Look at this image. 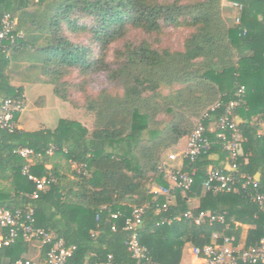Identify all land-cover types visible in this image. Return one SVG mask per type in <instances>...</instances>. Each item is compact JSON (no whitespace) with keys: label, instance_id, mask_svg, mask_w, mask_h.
<instances>
[{"label":"trees","instance_id":"16d2710c","mask_svg":"<svg viewBox=\"0 0 264 264\" xmlns=\"http://www.w3.org/2000/svg\"><path fill=\"white\" fill-rule=\"evenodd\" d=\"M222 1L237 6L232 21L222 14ZM6 13L16 19L15 38L0 52V95H23L21 85L10 83V70L19 64L14 58L28 52L36 63L24 66V73L38 66L40 81L51 84L55 99L93 114L95 125L89 132L78 120L62 117L53 128H0V206L32 208L36 227L74 246L65 264H96L107 254L114 264H137L124 244L125 220L134 206H144L138 239L158 264H180L186 243L202 246L214 231L239 241L247 225L245 245L259 240L264 203L242 189L213 192L204 183L210 166L227 171L225 163L235 162L236 178L250 175L264 187V0H0V22ZM81 16L89 22L79 23ZM165 26L189 29L181 48L160 45ZM129 28L146 37L124 43L111 70L103 52ZM65 29L88 32L90 41H74ZM99 70L120 80L123 92L103 91L75 103L69 89L78 83L67 75ZM238 99L230 117L239 118L242 154L233 160L217 126L227 103ZM22 112L14 117L19 125ZM198 121L207 147L191 163L193 182L182 191L165 177L163 156L186 141ZM230 134L227 130L225 138ZM18 147L32 149L30 163L15 152ZM59 159L67 167L75 164L72 177L61 171ZM188 164L185 159L181 169ZM29 175L45 178L43 188ZM159 187L168 194L154 190ZM191 197L198 198L196 207H189ZM164 203L167 208L157 210ZM186 210L224 213L225 222L195 224L183 216ZM48 247L41 244L42 256ZM26 250V238L18 232L0 247V256L12 262Z\"/></svg>","mask_w":264,"mask_h":264},{"label":"built area","instance_id":"2783aa9c","mask_svg":"<svg viewBox=\"0 0 264 264\" xmlns=\"http://www.w3.org/2000/svg\"><path fill=\"white\" fill-rule=\"evenodd\" d=\"M16 19L6 13L0 22V52H6L7 44L14 41L15 35L13 28ZM243 88L238 90L241 93ZM240 99L231 100L225 106L224 113L220 116L217 126V135L225 139L224 148L230 151V158L235 159L238 155L236 147L239 146L241 139L240 132L237 130L236 121L231 118V110L238 105ZM218 103L215 105L217 106ZM25 108L24 96L19 97H3L0 95V128L11 131L14 127H20L14 119L16 114H20ZM263 123V122H262ZM227 130H231L228 138H225ZM204 126L198 121L189 135L186 136V144L180 151L168 153L169 164L162 162L165 177L169 183L182 191L189 189L193 182V176L196 168L191 165L195 161L197 155L202 149L207 147V140L204 136ZM15 152L23 157L28 163L32 160V149L28 147H18ZM189 160L186 169L182 170L184 160ZM177 163V164H175ZM236 168L235 162L229 163L227 171L219 168L209 167L207 179L204 183L206 190L213 192L222 191H239L242 189L250 198L259 205L264 203V187L258 183V180L250 175L241 174L236 178L233 174ZM24 171H28V165L23 167ZM37 189H42L45 184V178L36 179ZM160 193L168 194L167 188L159 187L156 189ZM36 194H34L35 196ZM167 204L164 203L157 210H164ZM144 206H134L131 216L125 220L124 229L128 231L124 244L129 251L131 257L136 259L137 264H158L152 259L147 248L140 244L138 239L139 227L142 223V215ZM116 217V214H112ZM183 216L195 224L207 221L208 223L223 224L225 222L224 213H212L209 211H200L193 214L190 210H186ZM169 221V218H164ZM0 227L7 229L5 234L0 233V247L9 245L18 232H21L26 239L36 238L40 244H48L49 247L45 253L42 263H36L27 257L18 258L7 264H65L67 258L72 254L74 246H67L62 238H55L50 232L35 226L33 209L28 207L25 209H10L0 206ZM112 229H115L112 226ZM192 254L197 259L198 264H264V227L263 234L259 240L253 244L245 245L244 241H236L233 235L224 234L222 231H214L211 234V241L202 246H193ZM96 264H114L112 254H107L102 261Z\"/></svg>","mask_w":264,"mask_h":264},{"label":"rangeland","instance_id":"374dc122","mask_svg":"<svg viewBox=\"0 0 264 264\" xmlns=\"http://www.w3.org/2000/svg\"><path fill=\"white\" fill-rule=\"evenodd\" d=\"M221 7L224 17L227 18V20L232 21L236 14L235 11L237 9V6L233 3L222 1ZM78 22H89V20L87 16H81ZM188 32L189 29L183 26H165L159 43L160 45H165L172 49H179L182 47L183 39L188 34ZM65 33L74 41L80 43H88L90 41L88 32H78L74 34L65 29ZM145 37L146 34L143 33L140 29L129 28L122 39L111 43L103 52L104 62L107 64L109 69L112 70L113 68H115L120 61V58L117 57V51L123 47L124 43H134L139 39ZM98 54L99 50L95 48L94 55L98 56ZM30 58L32 57L28 52L17 55V57L14 58L13 62L19 64H12L10 70L13 82L17 86L21 85L23 89L22 94L24 96L25 108L22 112V115L20 116V121L26 126L25 129H30L32 127L46 128L45 126L53 128L56 125L59 117H66L78 120L88 129L89 132H91L95 125L93 114L80 109L72 108L68 104L58 102L53 94L51 84L40 81L38 66H34V68L32 69L30 68L29 74L24 73V66L27 67L28 65L36 63L34 59ZM21 60H23V63L19 62ZM21 70L23 72L22 74ZM108 72V70H99L97 72L89 73L83 76L78 74L76 71H72L67 75V79L72 83H78V85L73 87V89H69V95L71 99L75 101V103L83 104L84 101H89L96 98L99 93L103 91L111 95L121 94L123 92V83L120 80H115L114 78H112ZM44 102V107L36 106L43 104ZM182 140L180 141V143H182ZM185 144L186 142L184 140L182 145L179 144V147L177 149H175L176 147L168 148L163 156L164 162L167 164L170 163L167 157V153L180 151L181 148L185 146ZM49 153H51V151H49ZM58 161L62 165L61 171L68 177H72L70 171L75 168V164L71 163L69 164L70 166L67 167V164L64 162V160L59 159ZM245 229L246 227H244V231L242 236L240 237V240L244 239L245 237Z\"/></svg>","mask_w":264,"mask_h":264},{"label":"crops","instance_id":"0c3cea01","mask_svg":"<svg viewBox=\"0 0 264 264\" xmlns=\"http://www.w3.org/2000/svg\"><path fill=\"white\" fill-rule=\"evenodd\" d=\"M10 83L12 85L17 86L13 82V78H11V74H10ZM22 91H23V89H22ZM60 103H62V102H60ZM36 106L44 107L45 106V102L43 104L36 105ZM59 118H62V117H59ZM19 121H20V119H19ZM235 121L239 122V118L236 117ZM40 124H42V123H40ZM259 126H260V128H262V123L261 122H260ZM20 127L24 128V129L26 128V126L21 121H20ZM45 127L46 128H50V127H47V126H45ZM33 128L36 129V127H32L30 129L33 130ZM30 129L27 128V130H30ZM183 139L185 140V138H183ZM184 140H182V143L184 142ZM182 143H180V144L182 145ZM236 152H237L238 156H240L242 154L240 146L236 147ZM175 164H177V163H175ZM48 166H49V164H48ZM228 166H229V164L225 163V168H228ZM156 189H158V188H154V190H156ZM174 200H175L174 196H172L171 201L174 202ZM187 202H188V205H189L190 208L196 207L198 205V198L191 197V198L187 199ZM244 227L247 228V225H243L242 226L243 230H242L241 236L243 234ZM242 240H244V239H242ZM26 244H27V250H26V252L24 253L23 256L31 259L32 261H34L36 263H42L43 260H44V256H42V253H41V244H40L39 240L36 239V238L26 239ZM192 247L188 243H186L184 245V247L182 249L180 264H198L197 259L192 254ZM9 262H10V259L8 257L0 256V264H7Z\"/></svg>","mask_w":264,"mask_h":264}]
</instances>
